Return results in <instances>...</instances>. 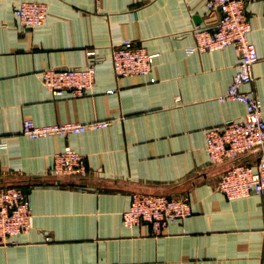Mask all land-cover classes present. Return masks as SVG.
Here are the masks:
<instances>
[{
	"label": "crops",
	"instance_id": "1",
	"mask_svg": "<svg viewBox=\"0 0 264 264\" xmlns=\"http://www.w3.org/2000/svg\"><path fill=\"white\" fill-rule=\"evenodd\" d=\"M45 3L47 22L22 27L15 9ZM207 0H2L0 9V184L28 195L31 230L0 247V264H264V200H229L218 190L226 167L210 162L206 131L245 117L220 102L235 75L233 47L200 53L193 30ZM250 40L259 62L255 91L264 115V1L249 3ZM134 41L156 54L152 72L117 77L115 45ZM96 83L84 97H56L40 74L86 68ZM110 121L107 128L30 139L23 123ZM70 146L86 157L84 179L57 180L54 156ZM252 154L243 162L253 163ZM136 191L187 196L193 214L161 235L127 228L122 213Z\"/></svg>",
	"mask_w": 264,
	"mask_h": 264
},
{
	"label": "built area",
	"instance_id": "2",
	"mask_svg": "<svg viewBox=\"0 0 264 264\" xmlns=\"http://www.w3.org/2000/svg\"><path fill=\"white\" fill-rule=\"evenodd\" d=\"M264 0H207L206 23L193 30L194 50L200 53L225 51L233 47L239 65L230 85L218 97L222 103L235 101L246 107L245 117L230 120L206 131L205 149L213 165L238 158L261 148L255 162H242L226 167L219 175L218 190L229 200L245 198L253 193L264 200V115L263 107L252 89L254 67L259 62L256 45L250 40L252 26L248 18L249 3ZM2 0H0V9ZM45 3L25 1L15 9L20 25L34 29L48 20ZM86 68H50L40 74L42 85L56 97L86 96L96 83V53H88ZM156 54L134 41L115 45L112 50L113 71L117 77L145 76L152 72ZM110 121L89 123L65 122L37 125L32 120L23 123V134L30 139L51 136L67 137L107 128ZM7 142L0 137V152ZM55 177H86V157L70 146L54 156L51 169ZM193 214L189 197L158 193H133L129 208L122 213L127 228L147 224L152 233L161 236L173 224L183 222ZM33 213L27 193L19 186L0 188V247L18 244L17 238L31 230Z\"/></svg>",
	"mask_w": 264,
	"mask_h": 264
},
{
	"label": "water",
	"instance_id": "3",
	"mask_svg": "<svg viewBox=\"0 0 264 264\" xmlns=\"http://www.w3.org/2000/svg\"><path fill=\"white\" fill-rule=\"evenodd\" d=\"M261 148H255L249 152H247L246 154H243L241 156H239L238 158L234 159V160H231V161H228V162H225V163H221V164H218L216 166H222L223 168L224 167H228V166H231V165H234V164H237V163H242L246 157L252 155V154H256L257 156L259 155V153L261 152ZM70 179V178H73V179H84L85 177H72V176H58L56 177L57 180H63V179ZM7 186H15L13 184H7V183H4L2 182L0 184V188H3V187H7ZM135 193H149V192H145V191H136ZM152 194V193H150Z\"/></svg>",
	"mask_w": 264,
	"mask_h": 264
}]
</instances>
